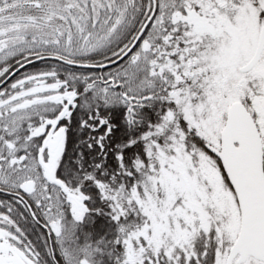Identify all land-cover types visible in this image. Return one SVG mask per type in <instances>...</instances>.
<instances>
[{"label":"snow or ice","instance_id":"6c2138e0","mask_svg":"<svg viewBox=\"0 0 264 264\" xmlns=\"http://www.w3.org/2000/svg\"><path fill=\"white\" fill-rule=\"evenodd\" d=\"M0 264H264V0H0Z\"/></svg>","mask_w":264,"mask_h":264}]
</instances>
